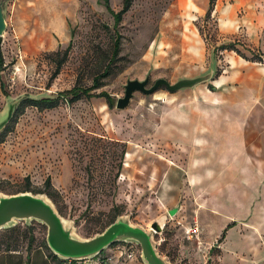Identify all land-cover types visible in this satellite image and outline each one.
Segmentation results:
<instances>
[{"label":"rangeland","instance_id":"obj_1","mask_svg":"<svg viewBox=\"0 0 264 264\" xmlns=\"http://www.w3.org/2000/svg\"><path fill=\"white\" fill-rule=\"evenodd\" d=\"M123 4L5 1L0 116L20 96H55L74 86L91 87L105 71L109 74L102 86L92 92H108L115 104L110 107L105 97H85L74 103L62 98L54 108L26 106L0 137V193H50L81 237L104 231L120 215L149 230L158 222L161 229L154 240L172 264H264V231L241 222L247 200L215 198V213L198 216L193 199L182 194L164 197L156 189L171 166L170 190L187 185L182 168L170 162L174 152L154 134L163 94L172 92L166 87L154 94L137 91L125 109L116 108L127 80L147 75L151 86L160 77L174 83L213 69V78L197 86L206 88L218 69L225 73L232 63L234 74L262 80L264 0H216L209 19L210 0H134L115 29L107 5L119 11ZM117 32L121 49L114 57ZM229 42L245 57L219 49ZM70 43L68 58L54 77L55 53ZM177 206L179 211L171 215L169 210ZM200 218L208 219L209 227ZM28 231L39 240L47 237V226L35 220L0 230L4 236ZM101 255L111 259L103 264H145L141 247L133 243H117Z\"/></svg>","mask_w":264,"mask_h":264},{"label":"crops","instance_id":"obj_2","mask_svg":"<svg viewBox=\"0 0 264 264\" xmlns=\"http://www.w3.org/2000/svg\"><path fill=\"white\" fill-rule=\"evenodd\" d=\"M233 72L231 63L206 88L163 94L154 134L174 152L170 162L182 168L187 185L170 190L167 176L172 175L171 166L156 189L164 197L182 194L193 199L198 216L203 211L215 213L211 205L215 198L239 196L248 204L241 222L254 231H264L260 227L264 226V78L247 79L245 74ZM203 223L210 225L208 219ZM1 237L0 264H68L37 236L33 242L22 240L18 245L2 242Z\"/></svg>","mask_w":264,"mask_h":264},{"label":"water","instance_id":"obj_3","mask_svg":"<svg viewBox=\"0 0 264 264\" xmlns=\"http://www.w3.org/2000/svg\"><path fill=\"white\" fill-rule=\"evenodd\" d=\"M5 1L0 0V36L7 29ZM214 76V70L195 76L182 77L176 82L160 77L149 86L150 76L144 79H128L125 84V94L117 99L116 108L125 109L134 97L135 92L154 94L161 87L171 92L194 89L199 84L209 81ZM53 95H23L10 103L6 113L0 116V136L11 123L17 109L25 99L40 100ZM179 207L169 210L175 215ZM38 221L47 226V245L50 250L63 260H92L101 255L115 243H133L141 247V257L145 264H172L158 250L154 240L156 231H160L158 222L152 224V230L134 223L127 215L118 216L104 231L91 237H81L75 232L72 224L61 215L53 200L45 193L23 191L13 194L0 193V230L8 229L18 221Z\"/></svg>","mask_w":264,"mask_h":264},{"label":"trees","instance_id":"obj_4","mask_svg":"<svg viewBox=\"0 0 264 264\" xmlns=\"http://www.w3.org/2000/svg\"><path fill=\"white\" fill-rule=\"evenodd\" d=\"M133 1L134 0H124L123 7L119 11H116L113 8H111L110 5H107V9L114 16V27H115V29H117L119 24L121 23L123 15L131 8ZM105 2L108 3V0H105ZM215 3H216V0H210V6H209V9H208V12L206 15L208 19L212 16V13H213V10L215 7ZM70 47H71V43L68 45V47L65 50L60 49V50L56 51V53H55L56 58L54 59L56 62V69H55L54 74H53L54 77H57V75L60 73V71L62 69V66L66 62L68 55H69V52H70ZM120 49H121V35L118 34V32H117V36H116V39L114 42V52H113L114 57H116L119 54ZM219 49L235 51L239 55L245 57L244 54L241 52V50L237 47L235 42H229L226 44H222V46H220ZM253 61H261V58H259V60L253 59ZM3 64H4V56H3V51H2V37L0 36V68H2ZM221 73H222V70L218 69L217 75H220ZM108 74H109V72L105 71L104 73L97 76L95 78V82H94L93 86H91V87L84 88L81 86H74L70 89L60 91L57 95L51 96L48 98H43L40 100H35V99H30V98L25 99V100H23V102L21 103L19 108L17 109V112H16L14 118H16L17 115L20 114L25 109V107L28 105L36 106L39 109L54 108V107L59 105L62 98L67 100L69 103H74V102L79 101L85 97L86 98H89V97H105L107 102H108V105L110 107H113L115 104V101H114L113 96H111L108 92H105V91H102L100 93L92 92L94 89L100 88L102 86L101 80H102V78L108 76ZM6 129H7V131H9L10 125H8ZM4 134L5 133H3L2 136H4ZM47 184L51 185L50 177L47 179ZM47 194L49 197L52 198V195L50 193H47ZM14 230H15V228L11 229V231H14ZM0 234L2 236L1 241L7 242L9 245H18V243L21 242L22 240H29L30 242H33L37 239L36 234L33 233L32 231H28V233H25L24 235H20V236L13 234V232H9L5 236L2 235L1 232H0ZM42 243L47 248H49L47 245L46 239L42 240ZM115 244H117V243H115ZM115 244H113V245H115ZM212 249H213V247H212Z\"/></svg>","mask_w":264,"mask_h":264},{"label":"built area","instance_id":"obj_5","mask_svg":"<svg viewBox=\"0 0 264 264\" xmlns=\"http://www.w3.org/2000/svg\"><path fill=\"white\" fill-rule=\"evenodd\" d=\"M105 257H106L105 255H99L97 258L92 259L95 261L94 263L90 262L92 260H81V261L67 260V261H68V264H103V263H106L108 260H111L110 258L103 260Z\"/></svg>","mask_w":264,"mask_h":264}]
</instances>
